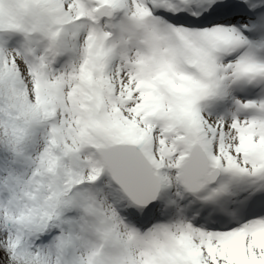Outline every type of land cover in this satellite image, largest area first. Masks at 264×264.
<instances>
[{
  "label": "snow or ice",
  "instance_id": "1",
  "mask_svg": "<svg viewBox=\"0 0 264 264\" xmlns=\"http://www.w3.org/2000/svg\"><path fill=\"white\" fill-rule=\"evenodd\" d=\"M0 264H264V0H0Z\"/></svg>",
  "mask_w": 264,
  "mask_h": 264
}]
</instances>
